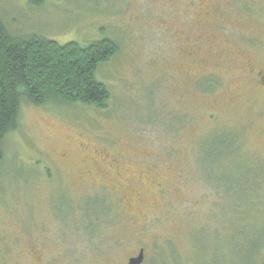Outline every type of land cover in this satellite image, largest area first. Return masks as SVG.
<instances>
[{
	"label": "rangeland",
	"instance_id": "obj_1",
	"mask_svg": "<svg viewBox=\"0 0 264 264\" xmlns=\"http://www.w3.org/2000/svg\"><path fill=\"white\" fill-rule=\"evenodd\" d=\"M0 13L17 37L119 46L96 76L104 109L22 106L0 164V264H127L141 247V264L261 262L264 88L244 66L264 70V0H0ZM95 151L123 161L131 193L99 180L114 172Z\"/></svg>",
	"mask_w": 264,
	"mask_h": 264
},
{
	"label": "trees",
	"instance_id": "obj_2",
	"mask_svg": "<svg viewBox=\"0 0 264 264\" xmlns=\"http://www.w3.org/2000/svg\"><path fill=\"white\" fill-rule=\"evenodd\" d=\"M43 1L29 0V4L37 6ZM6 25L0 13V164L4 140L17 131L22 106L63 104L104 109L110 93L97 81V72L119 51L110 39L85 47L72 42L59 45L41 36H14ZM200 84L196 87L202 91L211 90V85ZM260 261L264 264V256Z\"/></svg>",
	"mask_w": 264,
	"mask_h": 264
},
{
	"label": "flooded vegetation",
	"instance_id": "obj_3",
	"mask_svg": "<svg viewBox=\"0 0 264 264\" xmlns=\"http://www.w3.org/2000/svg\"><path fill=\"white\" fill-rule=\"evenodd\" d=\"M211 35V34H209ZM210 37V36H209ZM198 40H196L197 43H200V44H206L208 43V40H204L203 37H200L198 36L197 38ZM192 44V43H191ZM244 68L248 69V73L251 75L252 79H254V81L256 82V84L262 89L264 88V70H260V69H256L253 64H251L250 62L248 64H245ZM209 75V74H207ZM207 78V79H206ZM210 77L206 76L205 79L207 81H209ZM198 84H200V82L198 81ZM208 82L205 83L206 86H208ZM210 86V85H209ZM81 148H82V145H81ZM95 158L93 159L94 161V165L96 166H104V167H107V168H110L111 170H113L114 172V176H111L109 177V175H106V174H100L98 177H99V180L100 181H103V182H108V181H111L112 178H113V181H111L112 183L119 179H122L125 181L126 185L124 186L126 191H128V193H131L133 190H134V184H133V180L134 179H130V178H127L125 177V175L122 173V168H121V165H122V160L121 159H116V158H113L111 156H109L108 154L104 153V152H97L95 151ZM151 171L150 168H146L145 169V172L149 173ZM145 175V176H144ZM140 178H148L149 175H146V174H140L139 175ZM125 177V179H123ZM150 185L152 186V188L156 189L157 191L161 192V191H164L162 186L158 183H155L154 181H152L150 183ZM115 187V186H114ZM102 188L104 190H108L109 189V186L106 185V184H103L102 185ZM163 193V192H161ZM124 201V200H123ZM130 202V201H129ZM127 205H125V209L129 210L130 211V208H129V205H128V201L126 202ZM137 214L140 213V211L138 209H136ZM144 251L145 249L144 248H140L137 252V255L139 256L140 254L142 255V262L145 261V259L143 260V254H144ZM137 256V257H138ZM137 257H134V258H131L127 261V264H129V261L132 260V259H136ZM141 262V263H142ZM140 263V264H141Z\"/></svg>",
	"mask_w": 264,
	"mask_h": 264
},
{
	"label": "water",
	"instance_id": "obj_4",
	"mask_svg": "<svg viewBox=\"0 0 264 264\" xmlns=\"http://www.w3.org/2000/svg\"><path fill=\"white\" fill-rule=\"evenodd\" d=\"M142 262V255L140 254L136 259L129 261V264H140Z\"/></svg>",
	"mask_w": 264,
	"mask_h": 264
}]
</instances>
